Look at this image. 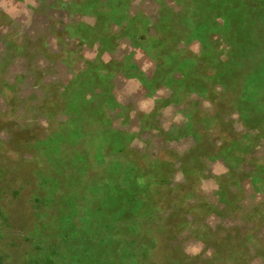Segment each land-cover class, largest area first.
<instances>
[{"label":"rangeland","instance_id":"obj_1","mask_svg":"<svg viewBox=\"0 0 264 264\" xmlns=\"http://www.w3.org/2000/svg\"><path fill=\"white\" fill-rule=\"evenodd\" d=\"M183 1L128 0V14L143 41L163 16L172 26L159 40L187 47L195 62L182 68L204 69L211 83L196 75L172 95L168 79L150 94L121 70L112 92L125 113L98 102L103 143L74 123L40 136L75 115L55 92L86 60L128 55L149 76L157 60L130 31L104 48L74 34L95 21L91 0H0L12 20L0 26L1 264H264V0ZM165 7L189 21L176 40ZM30 123L38 134L26 140Z\"/></svg>","mask_w":264,"mask_h":264},{"label":"trees","instance_id":"obj_2","mask_svg":"<svg viewBox=\"0 0 264 264\" xmlns=\"http://www.w3.org/2000/svg\"><path fill=\"white\" fill-rule=\"evenodd\" d=\"M92 3L97 4L96 8L92 6V12L95 16V21L91 24L89 23H79V27L82 31H75L74 34H77L79 37L83 38L84 41L89 42L90 44L94 45L97 43L99 48H104L106 45H110L111 43L117 44V40L123 32L130 31L132 33L131 36L133 42L139 47L143 48L147 54L152 57L154 60L158 62V70L156 73L149 76L145 74L138 68L133 72V62L131 60V56L124 55L121 58H110L108 60H103L100 56L94 60H86V67L84 70L80 71L78 75H76L70 82L64 85V88L60 89L59 91L55 92L56 99V106L58 109H64L69 111L70 113H75V115L71 118H67L65 121L57 120L53 118L52 121L48 124L47 127H40L39 126V134H42L43 129L45 132L52 133L54 129H59V132H64L66 130V125L71 128L70 123H74L76 129L79 130L82 134V138H87L88 142H92V140H104V134L101 133V125L98 121H100V111L101 106L98 104L99 101L104 103L107 101L108 110H114L118 106H122L120 115L125 113V106L121 105L117 102L112 89H113V78L119 73L121 70L126 74V76L135 77L140 80L143 86H146L149 89L150 94L155 91L163 80L172 79V87L176 89L172 90V95L176 92H180L181 88V80H190V78L198 75L199 77L207 78L208 82L211 83V78L206 75L204 69H197L194 71L186 70L182 67H187L189 64L195 62V57L192 53H190L187 47H175L171 45V43L166 42L165 40H159V35H161L165 31L168 33L170 27L172 26L171 23H167L166 19L163 16H160L156 22V30L152 33L149 32V29L146 27L147 38L143 41L142 38H138V33L141 30L142 25L140 24V20L137 18H132L130 13L128 14V0H118L110 1L109 0H91ZM178 2L184 3L186 1L178 0ZM163 5H166L163 3ZM167 6V5H166ZM165 10L169 12V19H171L173 23V31L178 34L182 32V29H187L185 26L188 22L185 21V17L181 10L175 11L170 9L169 7H165ZM126 18V19H125ZM123 19L125 22L129 23V25L122 27L124 24ZM129 19L130 21H127ZM149 20V17H146ZM8 20H11L8 13L5 10H0V26ZM12 21V20H11ZM165 22V23H164ZM117 25L121 26L120 32H117L115 29ZM118 26V27H119ZM143 28V27H142ZM164 29V31H163ZM67 31V30H66ZM116 32L119 37L114 35ZM185 32V31H184ZM190 34L192 33L189 30ZM26 36V35H25ZM182 37L185 36V33L181 35ZM175 38V37H174ZM177 38H175L176 40ZM32 43L31 39L27 41V44L30 45ZM208 45V43H207ZM35 49L38 51L39 49L43 52L47 51L46 41L45 39H38L37 43L34 45ZM41 52V51H40ZM187 52L182 58L184 60H189V62L184 61L181 63L179 58V53ZM173 55H176L174 58ZM224 65V64H223ZM179 66V67H178ZM244 67L239 66L237 69L235 68L236 75H241V70ZM139 70V71H138ZM181 71V76L177 77L176 74ZM234 74V73H233ZM233 79L236 80V76H233ZM194 81V80H193ZM174 97V96H171ZM39 111L43 110L42 106L37 107ZM103 110L102 112H105ZM129 110V109H128ZM194 117L192 118L195 122H193L194 126L197 127V132L200 133V129L202 131L207 129V124L202 117L197 115L196 112L192 111ZM87 114V115H85ZM30 129H23L19 132L22 135L28 136L26 140L30 139L34 134H38V128L34 125V123L28 124ZM192 125V124H191ZM201 125V126H200ZM33 126L35 128H33ZM109 128V124L107 126ZM113 132L117 134H122V138L128 134L127 131H121L120 129L113 128ZM47 133V134H48ZM100 133V134H99ZM131 134V132H129ZM201 132L199 135L205 136ZM178 134H181L180 132ZM121 138V139H122ZM196 144L193 147V150L196 148ZM90 151V149H87ZM192 149H189L185 152L182 156L188 157L189 160V153ZM181 157V158H183ZM199 165V164H198ZM191 168L194 170L196 178H200L203 174L204 168H196V166L191 165ZM251 171V170H249ZM253 171H258L255 168ZM252 171V172H253ZM1 264V263H0Z\"/></svg>","mask_w":264,"mask_h":264}]
</instances>
